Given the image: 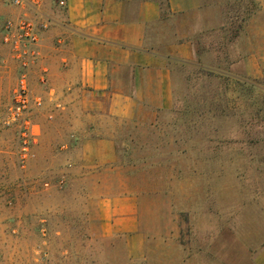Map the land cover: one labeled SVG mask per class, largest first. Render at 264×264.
I'll return each instance as SVG.
<instances>
[{
	"label": "rangeland",
	"instance_id": "rangeland-1",
	"mask_svg": "<svg viewBox=\"0 0 264 264\" xmlns=\"http://www.w3.org/2000/svg\"><path fill=\"white\" fill-rule=\"evenodd\" d=\"M26 6L0 0V264H264V0H204L173 104L104 120L117 157L91 172L35 65L43 103L7 124L20 65L1 34ZM132 208L135 229L108 224Z\"/></svg>",
	"mask_w": 264,
	"mask_h": 264
},
{
	"label": "crops",
	"instance_id": "crops-1",
	"mask_svg": "<svg viewBox=\"0 0 264 264\" xmlns=\"http://www.w3.org/2000/svg\"><path fill=\"white\" fill-rule=\"evenodd\" d=\"M165 1L36 0L26 6L40 28L35 73L46 77L51 100L78 111L70 142L81 150L84 172L117 157L104 120L134 118L141 105L170 107L175 66L202 57L196 34L205 28L204 0ZM133 211L108 224L135 229Z\"/></svg>",
	"mask_w": 264,
	"mask_h": 264
},
{
	"label": "built area",
	"instance_id": "built-area-1",
	"mask_svg": "<svg viewBox=\"0 0 264 264\" xmlns=\"http://www.w3.org/2000/svg\"><path fill=\"white\" fill-rule=\"evenodd\" d=\"M35 1L13 0L16 5L32 4ZM1 37L11 47L20 65L19 82L7 124L18 123L22 128L28 129L32 110L43 103L41 96L34 95L31 85L32 70L38 58L40 28L36 20L22 16L6 20ZM23 157L25 158V155Z\"/></svg>",
	"mask_w": 264,
	"mask_h": 264
}]
</instances>
